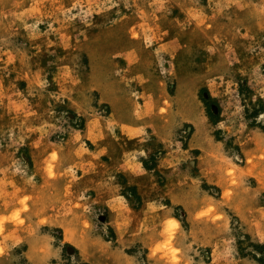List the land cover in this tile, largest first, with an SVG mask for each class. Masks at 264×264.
<instances>
[{
  "label": "rangeland",
  "instance_id": "374dc122",
  "mask_svg": "<svg viewBox=\"0 0 264 264\" xmlns=\"http://www.w3.org/2000/svg\"><path fill=\"white\" fill-rule=\"evenodd\" d=\"M103 144L136 186H103ZM262 247L264 0H0V264Z\"/></svg>",
  "mask_w": 264,
  "mask_h": 264
},
{
  "label": "crops",
  "instance_id": "0c3cea01",
  "mask_svg": "<svg viewBox=\"0 0 264 264\" xmlns=\"http://www.w3.org/2000/svg\"><path fill=\"white\" fill-rule=\"evenodd\" d=\"M103 139L99 138V141ZM104 145V146H103ZM100 146V156L104 159L103 164L101 166L104 177L106 178L110 171H113L111 174V179L107 180L104 178L103 186H107V184H115V178L119 174H123L124 177L128 180V184L130 186H136L137 182L140 181V177L145 175V171H147L141 162H135L132 158L127 157L126 159L123 157V154L120 152L107 151L106 144ZM106 156V158H105ZM109 178V177H108Z\"/></svg>",
  "mask_w": 264,
  "mask_h": 264
},
{
  "label": "trees",
  "instance_id": "16d2710c",
  "mask_svg": "<svg viewBox=\"0 0 264 264\" xmlns=\"http://www.w3.org/2000/svg\"><path fill=\"white\" fill-rule=\"evenodd\" d=\"M262 250L264 251V247H262Z\"/></svg>",
  "mask_w": 264,
  "mask_h": 264
}]
</instances>
